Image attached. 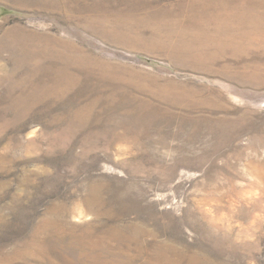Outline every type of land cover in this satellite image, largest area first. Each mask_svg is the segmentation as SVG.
Segmentation results:
<instances>
[{
    "label": "rangeland",
    "instance_id": "374dc122",
    "mask_svg": "<svg viewBox=\"0 0 264 264\" xmlns=\"http://www.w3.org/2000/svg\"><path fill=\"white\" fill-rule=\"evenodd\" d=\"M0 264H264V0H0Z\"/></svg>",
    "mask_w": 264,
    "mask_h": 264
}]
</instances>
